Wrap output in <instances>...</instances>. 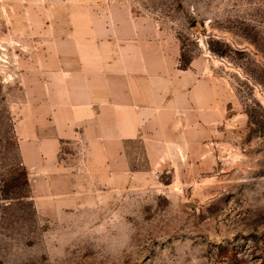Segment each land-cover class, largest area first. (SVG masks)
<instances>
[{
  "label": "rangeland",
  "instance_id": "obj_1",
  "mask_svg": "<svg viewBox=\"0 0 264 264\" xmlns=\"http://www.w3.org/2000/svg\"><path fill=\"white\" fill-rule=\"evenodd\" d=\"M114 36L202 79L150 165L73 122ZM0 264H264V0H0Z\"/></svg>",
  "mask_w": 264,
  "mask_h": 264
},
{
  "label": "crops",
  "instance_id": "obj_2",
  "mask_svg": "<svg viewBox=\"0 0 264 264\" xmlns=\"http://www.w3.org/2000/svg\"><path fill=\"white\" fill-rule=\"evenodd\" d=\"M125 38L97 43L88 69L75 68L73 122L97 124L93 138L100 141L139 140L150 165L159 156L162 131L175 132L189 114L201 116L194 89L202 79L191 68L177 67L175 58L147 53Z\"/></svg>",
  "mask_w": 264,
  "mask_h": 264
},
{
  "label": "trees",
  "instance_id": "obj_3",
  "mask_svg": "<svg viewBox=\"0 0 264 264\" xmlns=\"http://www.w3.org/2000/svg\"><path fill=\"white\" fill-rule=\"evenodd\" d=\"M224 251H225V252H228V250H227V249H225Z\"/></svg>",
  "mask_w": 264,
  "mask_h": 264
}]
</instances>
